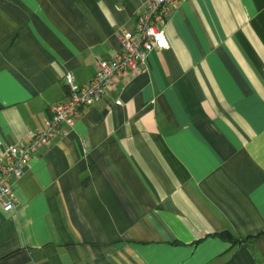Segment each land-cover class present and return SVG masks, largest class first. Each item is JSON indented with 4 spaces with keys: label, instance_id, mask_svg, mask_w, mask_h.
<instances>
[{
    "label": "crops",
    "instance_id": "1",
    "mask_svg": "<svg viewBox=\"0 0 264 264\" xmlns=\"http://www.w3.org/2000/svg\"><path fill=\"white\" fill-rule=\"evenodd\" d=\"M147 1L0 0V157ZM162 29L146 69L35 149L0 264H264V0H179Z\"/></svg>",
    "mask_w": 264,
    "mask_h": 264
},
{
    "label": "built area",
    "instance_id": "2",
    "mask_svg": "<svg viewBox=\"0 0 264 264\" xmlns=\"http://www.w3.org/2000/svg\"><path fill=\"white\" fill-rule=\"evenodd\" d=\"M177 1L148 0L143 13L136 17L134 29L123 32L121 46L114 57L98 60L96 71L87 84L79 85L71 73H65L67 99L50 106L43 128L31 131L26 141L8 145L0 157V207L3 211L15 208L14 182L22 176L38 146L48 145L63 133L64 127H71L82 109L101 100L106 89L114 88L126 71L146 69L152 49L168 47L162 25Z\"/></svg>",
    "mask_w": 264,
    "mask_h": 264
},
{
    "label": "trees",
    "instance_id": "3",
    "mask_svg": "<svg viewBox=\"0 0 264 264\" xmlns=\"http://www.w3.org/2000/svg\"><path fill=\"white\" fill-rule=\"evenodd\" d=\"M218 235L222 236L223 238L228 239L231 242H237L238 241L237 239L233 238L229 233H226V231L218 233Z\"/></svg>",
    "mask_w": 264,
    "mask_h": 264
}]
</instances>
